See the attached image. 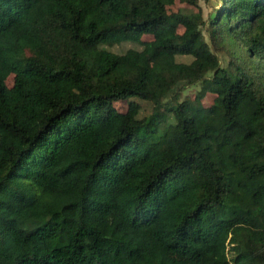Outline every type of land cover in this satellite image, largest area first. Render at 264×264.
Returning <instances> with one entry per match:
<instances>
[{
    "label": "trees",
    "instance_id": "trees-1",
    "mask_svg": "<svg viewBox=\"0 0 264 264\" xmlns=\"http://www.w3.org/2000/svg\"><path fill=\"white\" fill-rule=\"evenodd\" d=\"M174 2L0 0V264H264V0Z\"/></svg>",
    "mask_w": 264,
    "mask_h": 264
},
{
    "label": "rangeland",
    "instance_id": "rangeland-1",
    "mask_svg": "<svg viewBox=\"0 0 264 264\" xmlns=\"http://www.w3.org/2000/svg\"><path fill=\"white\" fill-rule=\"evenodd\" d=\"M218 5H219V0H198L197 6H190L186 3H181L178 0H175L174 4L168 7V9L171 12L182 11L185 13H190V12L196 13L200 10L202 12L203 17L206 19L209 13L215 10V8H217ZM179 32H182V29H180ZM151 39H152L151 36H146L142 38L143 41H150ZM205 39L207 40V42H209L208 37L206 36V33H205ZM129 48H138V46L136 44L127 42V43L116 44L110 47L109 49L115 53L121 54ZM211 48L213 50H216L217 54L219 55L220 60L222 61V64H224L226 60L225 58L226 48L222 47L224 49H221L219 48V45H215L213 42H211ZM157 61H158V58L152 55L146 56L144 60L145 64L148 67L153 66ZM12 83H13V76L11 75L7 79L6 84L10 87L12 86ZM198 91H199V85L189 86L182 91V93L179 95V99L180 101H183L186 99L193 100L196 94L198 93ZM212 99H213L212 96L206 95L205 98L202 100V102L208 104L212 102ZM136 101L140 104L143 114L149 115L153 111H155V108L151 104L141 101V100H136ZM127 104L128 103L126 101H121L115 104V107L117 108L118 111L123 112L127 109ZM156 110L160 113L163 112L162 109H156Z\"/></svg>",
    "mask_w": 264,
    "mask_h": 264
}]
</instances>
